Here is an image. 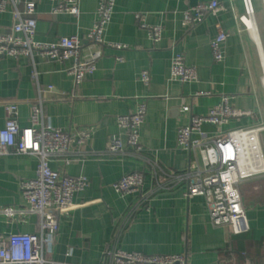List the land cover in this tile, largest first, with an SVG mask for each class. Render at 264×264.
Returning a JSON list of instances; mask_svg holds the SVG:
<instances>
[{
  "label": "crops",
  "instance_id": "1",
  "mask_svg": "<svg viewBox=\"0 0 264 264\" xmlns=\"http://www.w3.org/2000/svg\"><path fill=\"white\" fill-rule=\"evenodd\" d=\"M24 1L20 0L19 8ZM36 1V40L54 42L62 36L78 35L84 47L89 44L85 36L97 18L98 0H80L78 17L54 15V1ZM209 1L116 0L103 38L128 47L103 46L96 71L81 83H75L68 72L72 59L36 57L33 61L0 54V129L5 125V101L18 103V123L26 127L32 105L41 98L46 123L64 130H92L87 144L73 146L70 163L62 158L50 162L59 172L89 179L87 188L74 194L78 206L58 217L53 241L44 245L45 257L54 264H108L104 251L115 243L118 224L140 196L121 195L113 183L135 170L146 171L144 191L151 193L119 236L120 247L148 255L185 254L187 264H264V171L239 184L249 223V230L242 234H234L227 225H214L205 197L186 196L187 181L174 176L196 159L179 144L178 129L189 123L191 115L206 114L223 95L230 96L232 107L249 113L221 126L203 125L210 136L264 124V0H251L255 34L239 20L245 13L243 0H216L219 7L215 12L189 29L184 27L185 10ZM138 12L145 14L148 23L162 25L160 41H153L140 26ZM13 22L10 3L0 12V33L7 32ZM220 28L228 37L223 43L224 58L216 62L211 41ZM179 52L188 65L196 67V80L171 78V60ZM143 70L150 74L147 84L140 79ZM48 85L53 90H47ZM141 101L146 103L147 113L140 141L146 156L162 169L156 178L143 158L105 151L113 135L126 142L117 117L132 113ZM186 105L188 111L183 109ZM258 137L264 159V130ZM197 160L200 163L199 156ZM37 166L34 155L0 157V209L17 210L12 216L0 214V235L40 232L41 217L28 210L20 187L21 181L35 177Z\"/></svg>",
  "mask_w": 264,
  "mask_h": 264
},
{
  "label": "built area",
  "instance_id": "2",
  "mask_svg": "<svg viewBox=\"0 0 264 264\" xmlns=\"http://www.w3.org/2000/svg\"><path fill=\"white\" fill-rule=\"evenodd\" d=\"M54 15L69 13L78 17L81 13L80 0H52ZM13 4L14 22L7 32L0 33V54L11 57L25 56L31 60L41 57L49 60L64 61L72 59L68 72L75 83H81L97 69V62L103 54V46L126 48L122 43L106 42L103 38L106 26L114 13L116 0H98L97 18L86 33L87 46H83L78 35L62 36L54 42L36 40L37 1L26 0L19 8L20 0H0V12ZM245 13L239 20L249 31L255 29L254 7L251 0H243ZM219 7L216 0L201 2L188 7L184 12L183 25L187 29L196 25L209 13ZM142 28L149 37L158 42L162 38L161 24H150L142 12L136 13ZM228 33L219 29L211 41L213 59L220 62L224 58L223 43ZM85 49V50H84ZM171 78L182 82L197 79V69L188 65L183 53L173 55L170 67ZM35 77L37 73L34 72ZM140 79L150 82L147 70L141 71ZM52 85L47 90H53ZM43 88L39 89L42 92ZM6 119L0 129V157L11 153L34 155L38 159L36 175L21 181L20 187L28 203V210L41 217L40 232H16L0 235V264H54L44 254V245H50L58 230V217L70 212L78 204L74 194L89 185L86 175L71 176L53 169L50 162L62 158L66 164L71 162L73 146L88 143L92 130L82 127L76 130H64L45 122L43 99L32 105L30 125L20 127L18 123L19 106L16 101L4 102ZM185 111L189 106H184ZM147 105L138 103L135 111L118 115L119 127L126 134V142L119 135H113L107 142L106 152L114 156L132 154L143 158L153 177L162 171L159 163L146 156L140 141V129L145 121ZM248 111L236 109L230 104V96L223 95L221 100L204 115H191L188 124L178 129V142L195 155V161L185 171L174 174L177 180L187 181L186 196L203 195L206 199L210 219L214 225H227L234 234L249 230L246 207L239 184L247 177L264 171L260 169L263 154L260 149L259 132L264 124L251 127H239L224 134L210 136L203 125L221 126L229 119L248 114ZM256 131V137L252 135ZM129 147V149L127 148ZM199 156L200 163L197 160ZM146 171L135 170L125 174L113 183L114 190L121 194L139 193V200L133 204L118 224L115 243L104 251L108 264H187L185 254H144L128 251L120 247L119 236L126 227L132 214L141 207L150 195L144 191ZM17 210L13 207L0 209V214L12 216Z\"/></svg>",
  "mask_w": 264,
  "mask_h": 264
},
{
  "label": "bare ground",
  "instance_id": "3",
  "mask_svg": "<svg viewBox=\"0 0 264 264\" xmlns=\"http://www.w3.org/2000/svg\"><path fill=\"white\" fill-rule=\"evenodd\" d=\"M253 33H254V34L256 33L254 27H253ZM256 134H257V132H256V131H253L252 135H253L254 137H256ZM263 167H264V164H261V168H263Z\"/></svg>",
  "mask_w": 264,
  "mask_h": 264
}]
</instances>
